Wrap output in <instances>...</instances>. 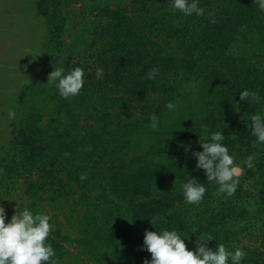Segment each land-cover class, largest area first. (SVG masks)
<instances>
[{
    "label": "trees",
    "instance_id": "obj_1",
    "mask_svg": "<svg viewBox=\"0 0 264 264\" xmlns=\"http://www.w3.org/2000/svg\"><path fill=\"white\" fill-rule=\"evenodd\" d=\"M120 1L31 2L49 22V66L7 105L19 114L0 152L6 223L25 208L49 215L59 264H144L145 231L156 229L178 231L189 250L210 235V249L242 248V264H264V145L250 131L251 115L264 113V12L253 0H199L203 16L172 12L168 0ZM76 66L85 83L65 99L48 77ZM244 89L259 99L241 100ZM214 131L243 168L233 196L196 166L200 139ZM188 178L207 188L198 205L184 202ZM70 244L78 254L68 262Z\"/></svg>",
    "mask_w": 264,
    "mask_h": 264
},
{
    "label": "clouds",
    "instance_id": "obj_2",
    "mask_svg": "<svg viewBox=\"0 0 264 264\" xmlns=\"http://www.w3.org/2000/svg\"><path fill=\"white\" fill-rule=\"evenodd\" d=\"M168 3L170 11H179L185 16L205 14V9L199 6V0H168ZM253 3L264 12V0H253ZM209 17L211 18V13ZM157 73L158 69L153 68L145 75L147 79H155ZM96 75L102 78L103 69L98 68ZM84 77V70L80 66L67 72L63 68H54L49 74L48 83L54 86L61 97L69 99L81 92L85 83ZM250 96L256 97V94L247 89L240 91L241 100L247 101ZM165 108L168 112H174L176 104L169 101ZM149 119L150 127L158 131L159 116L153 113ZM250 123L251 135L256 138L253 144L264 145V113H253ZM224 140V131H214L205 142L202 143L200 139L203 151L193 155L197 158V169L205 173L207 182H215L217 185V194L233 196L239 186L243 168L230 154ZM253 161L254 157L250 155L242 163L247 168H252ZM85 178L84 175L80 177L81 180ZM206 191L205 183H200L196 178H188L182 185L183 199L188 204H200ZM50 219L47 214L33 213L25 208L20 212L16 210L11 220L6 223L7 211L0 203V264H59L56 250L48 239L50 233L55 231ZM211 239L213 237L210 235L203 240L198 237L195 250H189L185 238L176 230H146L143 249L151 253V259H145L144 264H242L246 256L242 248L230 250L224 244L218 243L215 250H212L207 243Z\"/></svg>",
    "mask_w": 264,
    "mask_h": 264
},
{
    "label": "rangeland",
    "instance_id": "obj_3",
    "mask_svg": "<svg viewBox=\"0 0 264 264\" xmlns=\"http://www.w3.org/2000/svg\"><path fill=\"white\" fill-rule=\"evenodd\" d=\"M23 1L20 4L17 0H0V78L12 83L8 88H0L4 91V94L0 95V152L8 148L13 137L11 123L19 114L15 112V115H10L8 103L13 106L19 98L18 94L27 90L29 85L39 84L47 77L49 66V22L36 8L35 11H29V6L34 0H25V4ZM123 2L128 3L129 0L120 1L121 4ZM78 13L77 11L76 14ZM6 211L8 214L12 210ZM67 248L70 252L68 262H71L77 257L78 247L70 244Z\"/></svg>",
    "mask_w": 264,
    "mask_h": 264
}]
</instances>
